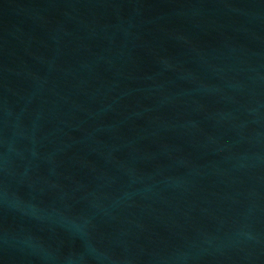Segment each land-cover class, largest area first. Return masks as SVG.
I'll return each instance as SVG.
<instances>
[{"label":"water","instance_id":"1","mask_svg":"<svg viewBox=\"0 0 264 264\" xmlns=\"http://www.w3.org/2000/svg\"><path fill=\"white\" fill-rule=\"evenodd\" d=\"M264 195V0H22Z\"/></svg>","mask_w":264,"mask_h":264}]
</instances>
